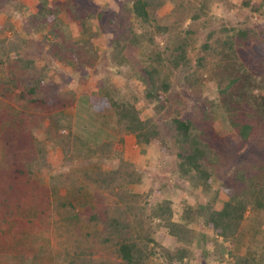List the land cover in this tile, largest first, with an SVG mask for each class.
Segmentation results:
<instances>
[{
  "label": "trees",
  "instance_id": "trees-1",
  "mask_svg": "<svg viewBox=\"0 0 264 264\" xmlns=\"http://www.w3.org/2000/svg\"><path fill=\"white\" fill-rule=\"evenodd\" d=\"M9 1L4 5L13 12L24 9L16 0ZM38 1L23 27L25 36L9 21L0 25V98L17 105L0 113V140L7 145L10 165V172L0 175V253L20 255V264H183L195 247H202V235L189 225L203 218L229 242L246 224L243 238L239 236L248 250L238 264H259L264 250L251 245L250 237L264 235V29L246 25L257 13L264 21V4L245 1V12H250L246 20L237 27L222 26L215 42V32L199 42L200 32L210 24L199 19L209 17L211 0H201L192 10L173 11L163 25L157 10L176 0H117V11L93 12L92 18L111 36L112 52L107 55L112 61L126 58L140 66L138 72L127 70L129 84L137 80L145 89L147 102L142 105L138 96L121 100L117 87H107L110 78L100 94L77 98L70 91L65 97L48 96L45 87L52 77L53 58L87 69L95 68L100 59L104 62L106 56L94 48L99 32L88 31L76 2L52 6L49 0ZM65 11L69 23L80 25L84 39H65V22L59 15ZM186 19L192 22L184 28ZM7 30L13 31L11 38L1 36ZM42 33V39L36 40ZM34 43L40 45L38 50L33 49ZM48 44L52 56L44 55ZM195 50L203 53L196 59L190 54ZM43 60L46 63L38 66ZM212 65L210 74H200ZM198 75L215 82L221 102L207 100L197 112L184 113L179 90L194 88ZM153 103L158 106L145 117ZM77 104L83 109L73 132V122L65 124L64 110ZM30 108L43 114L34 116ZM49 118L46 139L40 140L36 129ZM126 136H133L140 146L158 147L166 160L175 159L173 173L211 197L209 205L196 211L187 205L178 212L171 200H161L150 207L153 192L137 193L131 188L142 175L117 148ZM59 148L67 161L77 156L87 164L72 170L65 182L49 186L46 178H54L49 158ZM243 149L251 151L249 170L222 182L228 200L215 210V177L222 175L227 157ZM107 161L116 164L109 171L101 166ZM157 230L172 239L174 248L155 238ZM219 243H213V254L202 249L203 254L214 256L218 264H232L226 255L234 257V252ZM259 245L264 249V244Z\"/></svg>",
  "mask_w": 264,
  "mask_h": 264
},
{
  "label": "rangeland",
  "instance_id": "rangeland-1",
  "mask_svg": "<svg viewBox=\"0 0 264 264\" xmlns=\"http://www.w3.org/2000/svg\"><path fill=\"white\" fill-rule=\"evenodd\" d=\"M6 0H0V25H3L5 22L9 21L12 23L16 30L20 33L23 31V27L27 22L30 14L36 12L38 8V0H16L24 6L19 13L14 9L11 10L12 7L6 6ZM15 1V0H13ZM70 1L76 2L77 6H80L81 9V18L86 19L87 27L89 32H95L94 34L99 32V35L93 41V46L97 50L100 51L101 56H106L103 65L99 62L96 63L95 68H81L78 65V68L75 69L73 66L65 65L57 59H52L53 67L49 70L51 73L50 84L45 87V92L48 96H67L70 91L74 92V95L79 98L82 95H90L94 92L100 94L102 92V88L104 85V81L106 78H110V85H114V89L116 87L119 89V98L123 99H133V97L138 96L139 101L142 102V105H146L145 98V89L144 87L135 80L134 84H129L131 79V75L129 70L132 69L134 72H138L140 66L137 64L131 63L130 60L126 58L121 59L119 63H115L112 61L111 57L107 55V53L112 52V45L109 41L111 38L110 34L107 33V29H103L101 27V23L92 18L93 12H100L101 10L105 11L106 9L117 11L118 10V1L117 0H49L50 5L56 6L58 4L64 3L68 5ZM78 1V2H77ZM96 2L94 4V2ZM201 0H176L170 1L157 10V17L161 20V24L163 25L166 21L165 18L170 16L173 11H177L179 9L192 10L196 6L200 5ZM249 1L252 5L254 4H264V0H211L209 4V17H201L200 21L209 20L210 24L207 25L206 30H202L200 33L199 42H203L206 40V36L210 32H215L212 41L215 42L219 36V31L224 27H237L238 24L242 23L246 20L245 15L250 14L245 12L246 7H244V2ZM9 1V3H11ZM176 3V4H175ZM178 5L182 6L179 7ZM264 6V5H263ZM179 7V8H178ZM55 9V8H54ZM192 14V13H190ZM62 19H64V26L62 31L64 33L65 39H72V41H77L83 38V32L81 30L80 25L77 23H69L67 21L66 11L63 13H59ZM172 16V15H171ZM88 17V18H87ZM173 19V18H172ZM174 20L171 22L173 23ZM186 23L184 24V28L189 26L191 19H186ZM201 22V23H202ZM200 23V26H201ZM138 24H135V29L140 31V28L137 27ZM248 27L256 26V28L264 29V21L262 20L261 14H254V18L252 21L246 25ZM244 27V26H243ZM48 32V30L46 31ZM172 32V31H171ZM23 34V33H22ZM24 35V34H23ZM1 36L11 38L13 36V31L7 30V32L1 34ZM25 36V35H24ZM44 34L38 35L35 37L36 40H41ZM87 38V36H86ZM159 43H162V37H156ZM84 39V38H83ZM34 50H38L40 45L34 43L32 45ZM257 45L253 48L256 49ZM43 52L46 56H52L48 52L50 50V46L45 45ZM151 48V47H150ZM134 50V54L139 55V51ZM253 51V50H252ZM37 54L38 52L35 51ZM253 53H255L253 51ZM106 54V55H105ZM192 57L195 59L202 55L201 50H195L190 53ZM250 55L251 52H249ZM257 54V53H256ZM259 55V54H258ZM123 60V61H122ZM144 60H148L147 58ZM142 65H147L148 62L142 61ZM46 63V60L40 61L38 66H42ZM194 66H197L194 63ZM80 67V68H79ZM213 65L202 69L200 74L203 72L211 73ZM130 68V69H129ZM129 69V70H127ZM131 72V71H130ZM199 74V75H200ZM199 77V83H197L194 88L191 90L182 91L179 90L178 98H180L184 103L182 107L184 108V113H194L199 107L203 106L202 103L207 100H211L214 104L219 105L221 102L220 95L217 90V85L215 82L208 83L203 81L202 77ZM132 80V79H131ZM134 80V79H133ZM80 100V99H79ZM82 102V100H81ZM17 107L14 103H9L8 100H4L0 98V113L6 108ZM69 107L64 110V115L66 117V123H72L71 131L75 132L77 130V118L82 115V106ZM158 106V103H153L144 113V116H150L154 112L155 107ZM29 112L34 116L42 115L43 110L39 108L29 109ZM197 112V111H196ZM50 118L48 120H44V124L42 128H37L36 136L40 140L46 139V129L49 126ZM219 121V119H218ZM219 130V129H218ZM67 134V133H65ZM224 134L221 135L223 137ZM6 144L0 140V175L4 173L10 172L9 168V157L7 155ZM117 148L123 151L125 161L132 164V169H135L139 174H141V180L139 183L135 184L131 188L137 193H152L151 198L149 199L150 207H153L157 202L161 200H171L173 202L174 210L178 212L182 211L183 206H191L194 211L198 210L199 207H206L209 205L211 197H206L202 194L201 190L195 188L192 184L187 183L184 179L178 174L173 173L176 170V160L170 159L166 160L163 157V154L159 151L156 146H140L137 144L136 139L133 136H126L125 140L122 143H118ZM251 151L248 149H243L240 152L231 153L224 165L222 166L220 174V178L216 175L214 181V189L218 192V198L214 202V209L221 210L224 206L225 201L228 200L227 194L221 188L222 182L227 181L229 178L233 176H238L241 172H247L251 164V155H248ZM76 156V155H75ZM236 156V157H234ZM67 157L63 153L62 148H59L56 153H52L49 158V163L54 166V170L52 171V175H54L53 180L49 177L46 178L45 184H49V186H53L54 184H61V182H65L66 176L72 171L76 170V168L83 167L84 164H87L83 158L74 157L72 160L66 159ZM69 158V157H68ZM95 160V159H94ZM223 164V163H222ZM116 164L112 161L103 162L101 166L106 170H111L113 166ZM60 194L65 193L64 190L59 191ZM248 217L251 216V213H247ZM262 221L264 224V214H261ZM190 229L194 231L197 235L201 234L204 240H209L211 244L205 245L204 240L202 242L201 249L194 248L193 254H191V258H185L183 264H218L215 262L216 258L211 255H204L202 249H206L213 254L214 251V242L218 240L221 242V248L230 249L231 253L234 252V257L230 255H226L227 259H229L228 263L238 264L239 260L246 256L247 252V244L241 241L240 236L244 233V229L247 226L246 224L243 226V230L241 233L235 237L233 242L224 241L215 230L205 224V219L198 218L189 225ZM155 238L164 246L168 248H174V243L171 238L164 237L163 233L159 230L156 231ZM243 238V235L241 236ZM251 245L258 246L262 251L264 244V235L251 236L250 237ZM258 241V245H256ZM261 252V251H260ZM264 251L262 252L263 256ZM236 256V257H235ZM258 255V260L262 257ZM23 258L14 253H0V264H20ZM164 261V260H163ZM262 261V263H261ZM260 261L259 264H264V258ZM22 262V261H21ZM49 264V261H47ZM163 264H168L164 262ZM179 264V263H178Z\"/></svg>",
  "mask_w": 264,
  "mask_h": 264
}]
</instances>
